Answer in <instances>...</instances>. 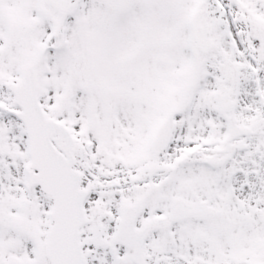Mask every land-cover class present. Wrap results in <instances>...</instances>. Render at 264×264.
<instances>
[{"label": "snow or ice", "instance_id": "1", "mask_svg": "<svg viewBox=\"0 0 264 264\" xmlns=\"http://www.w3.org/2000/svg\"><path fill=\"white\" fill-rule=\"evenodd\" d=\"M0 264H264V0H0Z\"/></svg>", "mask_w": 264, "mask_h": 264}]
</instances>
